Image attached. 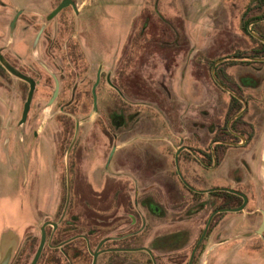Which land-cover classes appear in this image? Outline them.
I'll list each match as a JSON object with an SVG mask.
<instances>
[{
    "label": "flooded vegetation",
    "instance_id": "af4514ba",
    "mask_svg": "<svg viewBox=\"0 0 264 264\" xmlns=\"http://www.w3.org/2000/svg\"><path fill=\"white\" fill-rule=\"evenodd\" d=\"M70 1L47 21L59 18L58 28L43 27L38 37L37 42L44 34L42 52L48 62L38 65L31 55L30 60L19 63L16 53L9 55L0 48L7 64L34 81L29 108L20 124L29 84L0 62V239L3 232L11 230L20 235L21 226H36L41 220L30 258L41 241L43 227V246L35 264H91L94 252V264H264V0H248L241 12L239 30L248 42L226 37L239 44L231 54L207 55L209 85L204 119L195 118L191 109L195 100L193 79H187L186 90L177 92V97L188 101L187 134L172 133L176 141L172 146L169 221L167 210L151 201L142 183L146 165L138 158L137 163L129 160L127 152L134 140L122 141L124 156L115 157L120 148L115 138H124L129 131L124 126L131 122L129 102L121 88L122 80L84 55L81 31L70 28L71 17L78 15L77 4ZM229 1L210 11L209 19L216 23L223 18ZM65 9L69 13L62 15ZM56 82V96L48 104ZM22 92L25 98L12 127L15 140L9 151L3 131L10 129L14 104ZM36 95L45 98L44 105L51 112L43 132L25 128ZM214 96L219 100L217 109L210 105ZM5 100L10 101L6 108ZM51 106L55 108L51 110ZM91 110L96 116L83 129L81 118ZM179 119L176 110L173 126L178 127ZM197 122L204 129L200 138ZM100 147L105 174L133 179L135 187L126 190L129 198L135 197L133 204L125 206L113 200L107 207H87L80 203L78 216L64 213L67 188L62 182L70 175L73 179H94L93 153ZM13 153L18 155L15 162ZM42 175L50 181L49 199L38 212L32 205L36 191L32 185ZM24 176L32 185L20 189L18 180ZM51 198L53 206L49 205ZM145 212L154 214L160 224L154 240L146 243ZM18 247L19 243L13 254ZM23 248L18 249L13 264L19 262Z\"/></svg>",
    "mask_w": 264,
    "mask_h": 264
},
{
    "label": "rangeland",
    "instance_id": "374dc122",
    "mask_svg": "<svg viewBox=\"0 0 264 264\" xmlns=\"http://www.w3.org/2000/svg\"><path fill=\"white\" fill-rule=\"evenodd\" d=\"M58 1L0 0V48H4V52L9 55L11 52L16 53L19 63L30 60L31 55L38 65L45 64V61L48 62L49 60L42 52L45 45L44 34L34 47L32 42L41 25L44 24L46 29L58 28L56 22L58 23L59 18L49 23L45 21L46 14L55 7ZM74 1L77 4L78 15L71 17L70 28L81 31L83 38L80 45L84 55L88 61L102 63L103 69L110 70L114 78L118 77L120 81L122 80L124 85L122 84L121 88L129 102L131 122L124 125L129 127V131L124 138H115V144L120 147L115 157L124 156L123 151L126 146L122 147V141L134 140L129 145L131 151L127 152L130 153L129 160L131 163H137L139 159V162L146 165L142 183L145 184L151 201L167 210L166 217L169 221V191L172 188L174 171L172 146L176 141L172 133L177 130L179 136L187 134L188 101L185 97H177V92L179 94L181 90H186L185 83L187 79L192 78L195 100L194 106L190 107L196 114L195 118L200 121L204 119L202 111L207 104L205 94L209 85L207 55L214 54L218 57L231 54L239 44L234 40L231 42L226 37L242 38L244 42H248V38L239 30L241 12L248 0L227 2L226 14L216 23L214 18L209 19V13L223 4L225 0ZM18 10L21 11L10 37L9 22ZM65 13L69 11L65 9L61 12L62 15ZM191 50H193V60ZM176 77L179 81L174 80ZM25 90L26 88L23 92ZM23 92L18 103L14 104L10 129L4 128L3 131L4 140L6 139L4 143L9 151L11 143L15 140L11 132L12 127L19 117L25 98ZM212 100L210 101L211 109H217L218 97L214 96ZM9 102L5 100V108L8 107ZM44 102L45 98H40L38 95L34 97L26 130L43 129L42 132L45 130L42 127L48 121L51 112L47 106L45 107ZM16 105L19 106L18 109ZM53 107L51 106L50 109L52 110ZM176 110H179L180 115L178 127L175 123L173 126ZM95 116L96 114L91 110L87 116L81 118L83 129L92 124ZM202 126V123H196L198 138L203 136ZM45 139L50 140V138ZM98 140H101V137ZM12 156L13 161H17L18 155L13 153ZM93 156L94 179H73L70 175L62 182L63 187L67 188L64 213L78 216V211H81L78 210L80 203L87 207L94 205L107 207L113 200L125 206L127 203L133 204L135 197L130 196L129 198L128 193L126 194L127 189L131 190L135 187L133 179L131 181L127 178H111L105 174L101 166L105 157L101 147L94 149ZM30 184L29 177L27 179V176H24L18 180L17 186L20 189H26L28 186L31 187L32 184ZM49 186L50 181L44 175L39 176L32 185V189H36L32 194V205L38 212L48 202ZM53 199L51 198L49 205L53 206ZM19 212L20 215L23 214V208H20ZM145 214L146 225L143 239L146 243L154 240L160 230V224L154 214L148 212ZM40 222L41 220L37 225ZM37 225L21 226L20 235L9 231L15 240V248L19 243L17 251L24 247L19 262L16 264L29 262L38 239ZM16 253L12 252L10 264H13ZM130 254L137 255L138 252Z\"/></svg>",
    "mask_w": 264,
    "mask_h": 264
},
{
    "label": "water",
    "instance_id": "95a60500",
    "mask_svg": "<svg viewBox=\"0 0 264 264\" xmlns=\"http://www.w3.org/2000/svg\"><path fill=\"white\" fill-rule=\"evenodd\" d=\"M69 2H71L70 0H61L53 9L50 10L49 13L46 14L45 16V21H48L49 19H51L55 14H57L63 7H65ZM21 10H18L15 15L13 16V18L10 20L9 22V35L10 37L12 36V33H13V28H14V24H15V21H16V18L18 16V14L20 13ZM44 27V24L40 26L39 30L37 31L34 39H33V42H32V45L34 47V45L37 43V40H38V37L42 31ZM0 62L6 67V69L8 71H10L12 74L26 80L29 84V89H28V92H27V95H26V99L23 103V107H22V112H21V118H20V121L19 123L22 124L25 120V117H26V114H27V111H28V108H29V104H30V101H31V97H32V92H33V89H34V81L20 73L18 70L14 69L13 67H11L9 64H7L4 59L2 58V55L0 54ZM94 88V86H93ZM57 90H58V84L57 82L55 83V89L53 91V94L52 96L50 97L49 101H48V104H50L52 102V100L54 99V97L56 96V93H57ZM93 93V107L95 108V95H94V92L92 91ZM77 124V123H76ZM262 167L264 168V160L262 162ZM10 232L7 231V232H3L1 234V239H0V264H9L10 262V259H11V255H12V252H13V248H14V245H15V240L13 239V237H11V234H9ZM43 240H44V231H43V227H41V241L37 247V250L33 256V258L29 261L28 264H35L36 261H37V258L41 252V249H42V246H43ZM131 249H135V248H131ZM138 249V248H136ZM148 251V249H146ZM95 254L96 252L92 253L93 255V259H92V262L91 264H94L95 262Z\"/></svg>",
    "mask_w": 264,
    "mask_h": 264
}]
</instances>
